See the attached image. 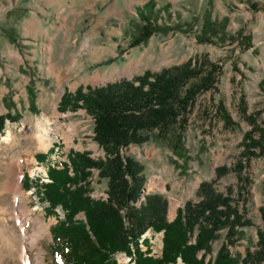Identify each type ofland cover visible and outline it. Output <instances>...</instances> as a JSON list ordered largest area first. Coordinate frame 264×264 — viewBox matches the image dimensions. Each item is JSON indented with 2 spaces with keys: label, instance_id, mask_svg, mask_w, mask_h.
I'll return each mask as SVG.
<instances>
[{
  "label": "rangeland",
  "instance_id": "1",
  "mask_svg": "<svg viewBox=\"0 0 264 264\" xmlns=\"http://www.w3.org/2000/svg\"><path fill=\"white\" fill-rule=\"evenodd\" d=\"M149 1L161 31L131 47L141 24L137 11ZM207 17L218 24L216 29L222 25V31H206ZM194 58L206 59L220 70L215 89L195 99L181 141L183 149H176L171 138H153L129 146L122 155L143 167L140 202L148 195L162 196L168 203L169 222L179 209L184 211L186 203L201 200L197 190L202 182H211L222 194L231 187L234 203L251 225L238 229L242 234L228 250L234 259L253 252L257 232H264L260 212L264 208V153L247 165L248 186L241 192L231 169L242 152L244 134L254 127L264 128V0H0V115L14 117L5 121L0 135V245L2 234L13 237L10 230L19 219L27 220L29 239L35 224L42 223L48 234L36 235L35 246L20 244L19 251L25 246L26 257L43 254L44 264H63L50 254V227L64 214L56 207L57 217L46 216L49 204L35 193L41 176L36 166L49 157L55 165H69L71 151L87 153L94 160L105 156L94 141L90 116L81 109L58 110L64 93L131 80L146 71L157 73ZM41 121L49 122L51 141L45 148L31 137ZM8 132L11 139L2 142ZM40 154L46 155L42 161L36 158ZM222 166L228 173L216 179L215 170ZM24 175L31 178L30 190L22 189ZM89 180L90 196L106 200V180L96 170ZM83 218L81 214L75 217ZM219 235L207 260L224 243L226 231ZM162 238V233L146 232L142 251L147 249L142 243L147 240L149 255L160 257ZM1 258L2 264H15L7 254ZM113 259L117 264H132L123 253ZM177 264L183 263L178 260Z\"/></svg>",
  "mask_w": 264,
  "mask_h": 264
},
{
  "label": "trees",
  "instance_id": "2",
  "mask_svg": "<svg viewBox=\"0 0 264 264\" xmlns=\"http://www.w3.org/2000/svg\"><path fill=\"white\" fill-rule=\"evenodd\" d=\"M153 9L154 4L149 1L137 11L141 24L131 47L146 43L161 31L152 18ZM204 26L210 32L223 28L219 25L221 28L216 29L218 24L210 17ZM219 70L206 59L194 58L157 73L146 71L131 80L86 91L78 88L73 94L61 96L59 111L81 109L93 119V138L105 156L94 160L87 153L71 151L67 155L69 165L64 162L61 169L50 168V183L37 185L39 200L49 204L46 216L57 217L56 207L64 214L62 220L50 227L52 256L59 257L63 264H117L113 256L119 253L131 258L133 264H177L178 260L183 264H264L262 231L257 232L256 249L247 251L244 258L234 259L228 250L242 234L238 229L251 225L234 203L231 187L222 194L214 190L211 182H202L197 190L201 200L197 204L186 203L184 211L179 209L169 222L168 203L162 196L148 195L144 202H139L145 184L143 167L122 155L129 146L142 145L153 138H171L174 147L182 150L181 141L195 99L199 93L215 89ZM261 87L264 89V80ZM225 118L229 120L228 116ZM13 119L9 113L0 115V135L5 121ZM241 147L238 161L231 169L240 192L248 186L247 165L264 153V128L254 127L246 132ZM36 158L42 161L46 155ZM93 170L106 180V200L90 196L89 178ZM227 173V167L217 168L216 179ZM23 186L26 190L31 188L27 175L23 177ZM260 212L264 220V208ZM80 214L84 218L75 219ZM223 230L224 243L214 258L207 260L212 243ZM148 231L163 235L160 257L149 255L147 240L142 242L146 251L141 249L142 236Z\"/></svg>",
  "mask_w": 264,
  "mask_h": 264
},
{
  "label": "bare ground",
  "instance_id": "3",
  "mask_svg": "<svg viewBox=\"0 0 264 264\" xmlns=\"http://www.w3.org/2000/svg\"><path fill=\"white\" fill-rule=\"evenodd\" d=\"M48 121H41L38 122L35 125L36 128V132L34 134L31 133V137L32 139H34V141L37 143V145L40 148H45L51 141V138L49 136V131H48ZM11 139V133L8 132L6 137H2L1 141L2 142H7ZM7 182V181H6ZM7 184V183H6ZM12 187V186H11ZM11 187H8V192H10ZM6 189V188H5ZM27 220L21 221L20 219L17 221V226L14 227L13 229L10 230V233L13 235V237H9L8 235H4L3 236V242H2V246L0 245V264H2L3 258L2 257H7L11 258V260L15 261V264H44L43 263V254H39L38 256L36 255L35 258H30V257H26L25 256V246L23 247V250L20 252L19 248H20V244H25L27 242H29L32 246L36 245V242L38 241L36 235L38 236H43L45 233L48 234V230L46 225L39 223L37 225V223L34 226V230H32L34 236L31 237V239L27 238V234H28V224L26 222ZM44 225V226H43ZM14 249H17V253L14 254ZM4 250L10 252V254L8 253H4ZM20 253V254H19Z\"/></svg>",
  "mask_w": 264,
  "mask_h": 264
},
{
  "label": "built area",
  "instance_id": "4",
  "mask_svg": "<svg viewBox=\"0 0 264 264\" xmlns=\"http://www.w3.org/2000/svg\"><path fill=\"white\" fill-rule=\"evenodd\" d=\"M60 163L61 162H59L58 165H55L54 164V158L53 157H49V159H47L44 163L37 164L36 168L39 167V169H40L39 171L41 172V176L39 177V180L37 181V183H38L37 185H41L43 183H49L50 180L48 179V176H47L48 169L49 168H60L61 167ZM30 185H31V188H32L31 178H30Z\"/></svg>",
  "mask_w": 264,
  "mask_h": 264
},
{
  "label": "crops",
  "instance_id": "5",
  "mask_svg": "<svg viewBox=\"0 0 264 264\" xmlns=\"http://www.w3.org/2000/svg\"><path fill=\"white\" fill-rule=\"evenodd\" d=\"M22 187H23L22 189H23L24 191H26V189L24 188L23 184H22ZM22 189H21V191H22ZM1 192H2V191H1Z\"/></svg>",
  "mask_w": 264,
  "mask_h": 264
}]
</instances>
